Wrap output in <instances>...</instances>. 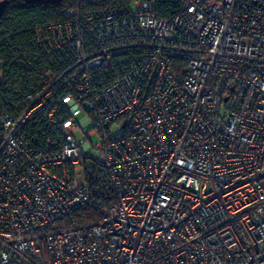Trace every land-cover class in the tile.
I'll return each mask as SVG.
<instances>
[{
	"label": "built area",
	"instance_id": "built-area-1",
	"mask_svg": "<svg viewBox=\"0 0 264 264\" xmlns=\"http://www.w3.org/2000/svg\"><path fill=\"white\" fill-rule=\"evenodd\" d=\"M62 14L0 60V264H264V0Z\"/></svg>",
	"mask_w": 264,
	"mask_h": 264
},
{
	"label": "trees",
	"instance_id": "trees-1",
	"mask_svg": "<svg viewBox=\"0 0 264 264\" xmlns=\"http://www.w3.org/2000/svg\"><path fill=\"white\" fill-rule=\"evenodd\" d=\"M1 1V0H0ZM5 12L0 17V60L7 61L15 52H21L30 60L41 59L42 53L34 38L35 28L64 19L65 6H77L81 12L117 5H130L135 0H8ZM155 13L158 17L170 16L179 0H154ZM92 211V213H89ZM96 213L91 208L75 214L78 222H89Z\"/></svg>",
	"mask_w": 264,
	"mask_h": 264
},
{
	"label": "water",
	"instance_id": "water-1",
	"mask_svg": "<svg viewBox=\"0 0 264 264\" xmlns=\"http://www.w3.org/2000/svg\"><path fill=\"white\" fill-rule=\"evenodd\" d=\"M33 1H36V0H28V2H33ZM8 3H9L8 0H1V1H0V17H1V16L3 15V13L5 12Z\"/></svg>",
	"mask_w": 264,
	"mask_h": 264
},
{
	"label": "rangeland",
	"instance_id": "rangeland-1",
	"mask_svg": "<svg viewBox=\"0 0 264 264\" xmlns=\"http://www.w3.org/2000/svg\"><path fill=\"white\" fill-rule=\"evenodd\" d=\"M131 9H134V8L131 7ZM79 138H80V137H79ZM90 139H91V141H92L93 143H96V142H97V138H96V136H91Z\"/></svg>",
	"mask_w": 264,
	"mask_h": 264
}]
</instances>
